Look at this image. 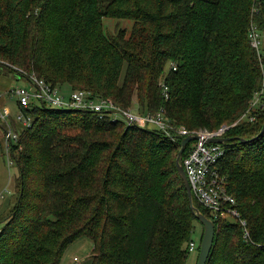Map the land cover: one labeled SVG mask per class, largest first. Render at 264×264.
Instances as JSON below:
<instances>
[{
  "label": "trees",
  "instance_id": "obj_1",
  "mask_svg": "<svg viewBox=\"0 0 264 264\" xmlns=\"http://www.w3.org/2000/svg\"><path fill=\"white\" fill-rule=\"evenodd\" d=\"M104 17L133 22L129 38L105 32ZM253 26L264 31L262 0H0V74L34 73L124 110L136 99L140 115L215 132L263 91ZM27 114L32 126L15 123L9 147L18 173L0 264H61L80 239L93 242L91 264H187L197 219L178 171L182 140L94 112ZM251 115L226 132L216 167L249 237L194 199L215 223L207 264H264V110Z\"/></svg>",
  "mask_w": 264,
  "mask_h": 264
},
{
  "label": "built area",
  "instance_id": "obj_2",
  "mask_svg": "<svg viewBox=\"0 0 264 264\" xmlns=\"http://www.w3.org/2000/svg\"><path fill=\"white\" fill-rule=\"evenodd\" d=\"M258 30L253 26L250 34L251 42L257 51H262L261 40L257 34ZM261 55V54H260ZM19 70V69H18ZM21 78L28 81L30 88H18L14 95L18 99L19 114L17 117V123L23 125V127L30 128L32 126V119L28 116L27 112L32 110V106H50L53 109H67V110H82L86 112H94L100 117H106L109 115H120L129 125L139 126L143 129L154 126L155 129L161 131L163 134L175 138L174 141L183 140V138L191 135H198L200 138L194 143H190V153L187 157H183L181 164H183L187 179H189L191 192L194 199L199 204L210 211L215 218L232 219L235 222H239L244 229L245 236L249 237L247 231V222L242 218V214L236 207L235 198L227 191V180L222 177L217 170V164L221 158L226 154L224 148L219 144L211 143L209 141L213 138H224L226 132L231 128L237 126L243 122L255 123L256 118L251 115V112L257 111V109L264 110V90L256 96L250 110L240 117V120L234 125L225 124L219 130L215 132H208L206 130H197L196 132H189L185 128L179 129L173 128L170 123L165 120L164 112L151 115H140L134 113L132 110H124L117 107L111 99H94L91 95L85 91L76 90L72 92L69 97H66L62 90L52 86L47 81L40 79L36 74H27L26 72L19 70ZM167 96V95H166ZM168 98V97H166ZM1 114V120L10 119L11 112L7 109ZM4 140H6V153L10 161V149L13 143H18L19 133L15 130L14 126L10 124L5 131ZM0 198L4 199L1 195ZM197 243L192 240L189 243V252H195L198 250ZM75 264L79 263V260L74 259Z\"/></svg>",
  "mask_w": 264,
  "mask_h": 264
},
{
  "label": "rangeland",
  "instance_id": "obj_3",
  "mask_svg": "<svg viewBox=\"0 0 264 264\" xmlns=\"http://www.w3.org/2000/svg\"><path fill=\"white\" fill-rule=\"evenodd\" d=\"M104 30L105 32L109 33L110 36H115L118 35L119 32L123 31L124 34L126 35V39L129 38V35L131 34V30L133 27V22L128 21V20H114V19H108L106 17H104ZM257 34L259 35V39L261 40V42L263 43V47H264V31H260L258 30ZM262 58V66L264 69V53ZM9 78L10 80H8L7 78ZM25 80V79H24ZM24 80H15V76L13 74H6V73H1L0 74V96L4 95L5 100H6V105L4 107H7L9 110H11L13 116L15 119H13L14 121L17 120V115H18V108H17V97H15V95H13V93L21 87L24 88H30V84L28 83L27 86V82H25ZM27 81V80H26ZM9 88V89H7ZM264 90V78L262 80V87ZM62 93L66 96L69 97L70 93V88L68 86H65V88L62 89ZM137 103H136V99L134 101V107L132 108V111L134 113H139L138 109H137ZM0 109V116L1 114H3V112L5 111V108ZM49 108H52L50 106H48ZM53 109V108H52ZM114 119H117L119 121H124V119L122 117H120V115L114 116ZM1 120V119H0ZM12 123V121H10V119L8 118L7 120H1L0 121V131L4 132V127L6 126L7 128L10 126V124ZM151 129H155L154 126H151L149 128ZM2 139V138H1ZM0 139V140H1ZM186 152V151H185ZM184 157V155H183ZM182 157V158H183ZM182 161V160H181ZM8 162V158L7 155L4 153L0 152V169H1V174H0V196L3 195L4 198L9 196V191H11L10 194H13V191L15 190V181H16V177H17V173L18 170L14 167H10L7 164ZM13 178V179H12ZM11 184H10V180ZM11 185V187H10ZM7 187H10V189H8ZM12 189V190H11ZM14 197V196H13ZM194 199V197H193ZM0 201L2 202V204L4 203L5 199L0 198ZM0 202V204H1ZM0 205V209L1 206ZM5 226V223H0V231L3 230L2 228ZM203 225L202 223H200L199 221L195 222V230L192 234L193 240L197 243L198 247L201 244L202 241V234H203ZM87 242H90L91 244H93L92 241L88 240V239H80L78 242L72 244L68 250L66 251L65 255L63 256V260L61 262V264H63V262L66 260L67 255L70 254V258H71V263L72 261H74L75 258L79 259V264H89V262L91 263V259H89L88 257V248L86 247ZM189 257L187 260V264H197L198 262V258H199V250L195 251V252H189ZM93 254V253H92Z\"/></svg>",
  "mask_w": 264,
  "mask_h": 264
},
{
  "label": "water",
  "instance_id": "obj_4",
  "mask_svg": "<svg viewBox=\"0 0 264 264\" xmlns=\"http://www.w3.org/2000/svg\"><path fill=\"white\" fill-rule=\"evenodd\" d=\"M264 3V0H262ZM261 135L264 134V126L261 131ZM198 135H191L189 137L183 138L181 147H180V152L178 154V159H177V164H178V171L181 179H184L185 184H186V189H187V194H189V199H190V205L191 208L193 209L194 215L200 223H202L204 231H203V236H202V241L199 246V258L197 264H207L210 256H211V251L214 246L215 242V223L209 219L206 215H204L199 208L194 207V199H193V194L191 192V187L189 183V179H187V175L185 173V169L183 164H181L182 157L186 151V147L190 143L196 142V140H199ZM229 141L228 138H213L209 141V144L214 143V144H219V145H224ZM11 204V199L9 197L5 198V202L2 205L0 209V217L5 214V212L8 210L9 206Z\"/></svg>",
  "mask_w": 264,
  "mask_h": 264
},
{
  "label": "crops",
  "instance_id": "obj_5",
  "mask_svg": "<svg viewBox=\"0 0 264 264\" xmlns=\"http://www.w3.org/2000/svg\"><path fill=\"white\" fill-rule=\"evenodd\" d=\"M7 78V77H6ZM8 80H10L9 78H7ZM19 79H21V80H24L23 78H21V77H15V80H19ZM25 82H27V86H28V81H26V80H24ZM0 89H1V87H0ZM7 89H9V88H7ZM13 95H14V93H13ZM15 97H17L16 95H15ZM4 106H7L6 105V100H5V97H4V95H2V96H0V109H2ZM5 109H7V110H9L7 107H4ZM17 110H18V114H19V112H20V110H19V107H18V101H17ZM10 112H11V110H9ZM17 117H18V115H17ZM13 119H15L14 118V116H13V114H12V112H11V115H10V121H12V123H11V125H13L14 126V124L15 123H17V120H13ZM17 119V118H16ZM7 129V128H6ZM5 130V129H4ZM4 133L5 132H3V134H2V132L0 131V139L3 141V137H4ZM13 179V178H12ZM12 179L10 180V184H11V181H12ZM12 185V184H11ZM11 185H10V187H11ZM10 187H7L8 189H10ZM1 202V201H0ZM1 204H2V202H1ZM0 204V205H1ZM4 204V203H3ZM2 204V205H3ZM2 207V206H1ZM84 245H86V247L88 248V257H89V259H92V253H93V251H94V245L93 244H91L90 242H87L86 244H84ZM71 256H70V254H68L67 255V258H66V260L63 262V264H75V261H72V263H71V258H70ZM76 259V258H75ZM78 259V258H77ZM79 260V259H78ZM79 264V263H78ZM89 264H91L90 262H89Z\"/></svg>",
  "mask_w": 264,
  "mask_h": 264
},
{
  "label": "bare ground",
  "instance_id": "obj_6",
  "mask_svg": "<svg viewBox=\"0 0 264 264\" xmlns=\"http://www.w3.org/2000/svg\"><path fill=\"white\" fill-rule=\"evenodd\" d=\"M209 218V217H208Z\"/></svg>",
  "mask_w": 264,
  "mask_h": 264
}]
</instances>
